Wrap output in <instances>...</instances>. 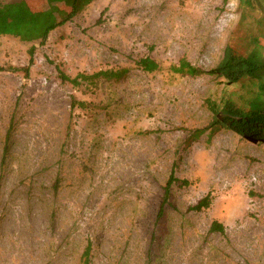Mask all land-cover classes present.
I'll return each instance as SVG.
<instances>
[{"label":"rangeland","instance_id":"rangeland-1","mask_svg":"<svg viewBox=\"0 0 264 264\" xmlns=\"http://www.w3.org/2000/svg\"><path fill=\"white\" fill-rule=\"evenodd\" d=\"M262 17L254 1L95 0L43 44L0 36V264H85L88 243L87 264H264V143L209 136L210 105L238 88L171 71L181 58L213 69L255 38L264 56ZM57 66L71 79L128 72L73 86ZM171 173L188 186L157 218Z\"/></svg>","mask_w":264,"mask_h":264},{"label":"trees","instance_id":"trees-1","mask_svg":"<svg viewBox=\"0 0 264 264\" xmlns=\"http://www.w3.org/2000/svg\"><path fill=\"white\" fill-rule=\"evenodd\" d=\"M94 1L37 0L35 4L26 0L0 2V36H9L25 43L38 42L43 44L52 31L76 17ZM239 1L246 3L249 7H252L253 1L257 3L263 14L257 23L264 26V8L259 4L263 0ZM257 39L255 38L253 41V50L245 55L226 49L225 56L218 66L207 71L193 66L185 58L179 59L177 65L171 67V71L180 76L195 78L207 75L223 78L229 85L238 88L236 92L230 94L229 98L223 99L220 105H210L213 118L208 126L209 136L220 129H225L235 131L252 142L264 143V130L262 128L264 126V56ZM28 55V65L30 66L33 62L34 47L28 50ZM136 65L145 73H153L158 69V64L149 57L139 59ZM56 70L61 82H68L73 86H79L82 81L91 83L99 79L118 81L128 72L127 70L103 71L91 76L80 74L71 79L58 66ZM8 71H22L24 75H27L28 67L9 68ZM72 105L73 107L75 105L85 106L81 102H73ZM11 129L9 128L6 133L2 150L3 160L8 155ZM204 131V129L196 130L193 138H197ZM175 184L188 186L187 181H179L173 173L169 175L163 187V199L157 218L161 217L163 207L169 199L171 188ZM210 204L211 197L206 195L190 210L200 212L207 209ZM209 233L224 234V228L219 222L213 221L209 227ZM90 251L91 245L88 243L82 253L85 264L88 263Z\"/></svg>","mask_w":264,"mask_h":264}]
</instances>
